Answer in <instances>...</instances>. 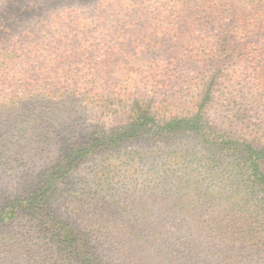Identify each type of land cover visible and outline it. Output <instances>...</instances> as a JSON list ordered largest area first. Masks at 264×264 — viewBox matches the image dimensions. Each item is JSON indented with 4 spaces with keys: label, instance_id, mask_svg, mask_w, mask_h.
Instances as JSON below:
<instances>
[{
    "label": "trees",
    "instance_id": "16d2710c",
    "mask_svg": "<svg viewBox=\"0 0 264 264\" xmlns=\"http://www.w3.org/2000/svg\"><path fill=\"white\" fill-rule=\"evenodd\" d=\"M97 10L0 0V175L20 180L8 191L0 179V264H264V137L207 112L222 57L221 96L263 87L264 44L228 28L253 11L263 22L264 0ZM169 29L206 32L208 47L191 39L174 56L159 40ZM203 57L217 66L209 79ZM35 144L57 152L27 174L15 154Z\"/></svg>",
    "mask_w": 264,
    "mask_h": 264
},
{
    "label": "rangeland",
    "instance_id": "374dc122",
    "mask_svg": "<svg viewBox=\"0 0 264 264\" xmlns=\"http://www.w3.org/2000/svg\"><path fill=\"white\" fill-rule=\"evenodd\" d=\"M22 1L35 2L36 0ZM46 1H49V3L56 10L63 6L74 7L82 10V12L87 13L89 16L95 14V16L92 17L98 18L102 12L98 11L97 9L100 8L102 2L105 0H45V2ZM79 5H86V8H82ZM259 19V12L253 11L249 14L248 24L240 23V27L230 26L228 28V34L232 35L234 38L237 36L238 41H240V39L243 37L242 34H246L250 30V39H255L257 41L261 40L262 44H264V21L260 22ZM146 28L148 29V27ZM147 29L140 31L146 34L148 33ZM158 31L160 30H156V34ZM151 33L153 32L150 31L149 34ZM191 39L192 42L196 44L195 47H199V45H205L208 47L207 43L209 41V35L206 34V32L203 34L196 32L195 29L191 32V35L188 33H183V31L180 32V30H175L173 32L172 29H169L166 30V33L161 35L159 38L161 42L167 44L168 53L173 52L174 54L172 55L174 56L179 54L175 50L176 45L187 46L189 44L188 41H191ZM96 43L97 42H95V45ZM83 50L84 55L88 57L90 56L93 59L103 56L102 50H98L95 46L89 48L86 45L85 49ZM154 53H156L158 57L160 56V53L156 48L154 49ZM70 54L73 53L68 49H65V56ZM203 59L207 61V66L204 72L207 76V79H209L208 77H212L213 73L217 69V66L207 60L206 57H203ZM224 59L225 58L223 57L220 58V65L222 67L223 75L218 78V84L217 87H215V89L218 88L221 92L228 90L227 87H229V83L231 81V71L224 65ZM261 80L263 81L261 83L263 87L259 86L258 89L256 85H254L255 87L250 85V88L244 90L241 93H237V96L236 94L229 95V97L235 98L232 100L227 99V96H221V92L219 91V95H217L219 98L214 101L213 104H211L207 111L210 120L216 125H219L228 131H232L239 136H244L257 143L262 141L264 137V75L261 77ZM168 103L169 102H164L160 105L164 111H168L167 114L169 113V109H171L169 108ZM86 113L89 118H95L99 115L100 111H98V109H89L86 111ZM135 146L137 145H130V147ZM56 152L57 151H55V148H50V146L47 147L46 145L42 146L41 144H35L32 146H27L20 154L15 155L18 157L17 162L24 164L23 167L27 168V174H30L33 172V169H43L46 163L55 156ZM0 179L2 186L8 191H14L20 181L15 177V175L9 174L7 171H3V173H1Z\"/></svg>",
    "mask_w": 264,
    "mask_h": 264
}]
</instances>
